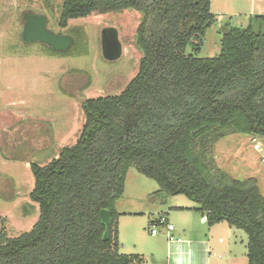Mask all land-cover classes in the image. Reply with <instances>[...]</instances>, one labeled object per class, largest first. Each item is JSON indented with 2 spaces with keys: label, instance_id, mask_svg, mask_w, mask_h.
<instances>
[{
  "label": "trees",
  "instance_id": "trees-1",
  "mask_svg": "<svg viewBox=\"0 0 264 264\" xmlns=\"http://www.w3.org/2000/svg\"><path fill=\"white\" fill-rule=\"evenodd\" d=\"M62 2V28L94 13L139 11L143 57L121 94L82 104L86 118L74 145L45 166L31 165L30 198L40 216L21 236L0 230V264H143L119 247L116 204L131 167L155 180L159 193L196 203L209 226L243 230L249 264H264L260 188L224 172L210 178L206 149L227 133L264 139V30L224 24L220 54L204 58V38L218 21L212 0ZM102 210L112 214L108 229Z\"/></svg>",
  "mask_w": 264,
  "mask_h": 264
},
{
  "label": "rangeland",
  "instance_id": "rangeland-1",
  "mask_svg": "<svg viewBox=\"0 0 264 264\" xmlns=\"http://www.w3.org/2000/svg\"><path fill=\"white\" fill-rule=\"evenodd\" d=\"M62 6V0H0V230L9 238L31 231L40 216L39 205L30 198L35 186L31 165L45 166L63 148L74 145L86 118L82 104L88 99L121 94L138 74L143 57L136 46L143 16L139 11L94 13L71 20L67 28H62ZM263 7L264 0H212V12L218 21L207 31L199 56L220 54V29L224 24L244 28L251 24L255 30H264V18H256L264 16ZM29 14L45 16L47 29L70 37L71 46L56 51L40 42L27 43L23 34ZM108 29L117 32L122 45V56L115 61L104 56L103 38ZM192 53L188 48L187 54ZM206 149L210 178L224 172L232 179L256 181L264 196L263 138L227 133L217 141L212 137ZM160 190L155 180L135 167L129 169L119 208L145 218L124 219V241L129 240L131 228L148 225L149 218L167 216L172 203L198 207L186 196L167 197ZM172 216L171 222L177 224L176 215ZM232 228L237 234L241 263L249 264L245 254L248 236ZM218 235L226 244L235 239L225 230Z\"/></svg>",
  "mask_w": 264,
  "mask_h": 264
},
{
  "label": "crops",
  "instance_id": "crops-1",
  "mask_svg": "<svg viewBox=\"0 0 264 264\" xmlns=\"http://www.w3.org/2000/svg\"><path fill=\"white\" fill-rule=\"evenodd\" d=\"M261 14H264V7ZM119 203L120 201L116 204V211L121 215L118 219V233L120 253L122 254L129 252L127 255L140 256L144 259L143 264H242L236 231L223 222L209 226L205 216L197 212L191 205L183 206L172 203L174 205H170L171 211L167 216L149 218L147 219L148 225L131 228L129 240L124 241L121 235L124 219L127 217L143 219L145 217L140 213L120 210ZM173 214L176 215L177 224L171 222ZM161 218H167L169 223L175 225L176 230L171 233L175 237V241L169 240L167 229L161 228L158 234H152V225ZM223 230L235 236L231 245L226 244L218 235ZM177 239L181 241L178 242ZM223 248L225 250L230 248L227 251L229 253L222 251ZM245 254L248 255V249Z\"/></svg>",
  "mask_w": 264,
  "mask_h": 264
},
{
  "label": "water",
  "instance_id": "water-1",
  "mask_svg": "<svg viewBox=\"0 0 264 264\" xmlns=\"http://www.w3.org/2000/svg\"><path fill=\"white\" fill-rule=\"evenodd\" d=\"M261 17V16H259ZM26 27L23 38L27 43L40 42L51 46L56 51H64L72 44V39L67 36H58L47 29V18L45 16L27 15ZM104 56L107 60L115 61L122 56V45L120 44L117 32L113 29H108L104 33L103 38ZM111 212L102 210L100 213L101 219L107 229L110 226ZM108 233L104 239H107Z\"/></svg>",
  "mask_w": 264,
  "mask_h": 264
},
{
  "label": "built area",
  "instance_id": "built-area-1",
  "mask_svg": "<svg viewBox=\"0 0 264 264\" xmlns=\"http://www.w3.org/2000/svg\"><path fill=\"white\" fill-rule=\"evenodd\" d=\"M167 229L168 238L171 242L175 241V237L171 235L176 230L175 225L168 222L167 218L158 219V221L152 225V234L156 235L159 233V229ZM180 242V239H177Z\"/></svg>",
  "mask_w": 264,
  "mask_h": 264
}]
</instances>
